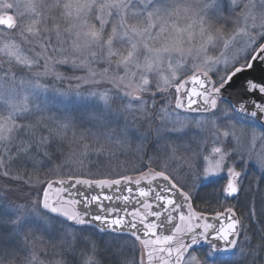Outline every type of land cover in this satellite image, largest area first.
<instances>
[{
    "label": "snow or ice",
    "instance_id": "obj_1",
    "mask_svg": "<svg viewBox=\"0 0 264 264\" xmlns=\"http://www.w3.org/2000/svg\"><path fill=\"white\" fill-rule=\"evenodd\" d=\"M0 264H264V0H0Z\"/></svg>",
    "mask_w": 264,
    "mask_h": 264
},
{
    "label": "trees",
    "instance_id": "obj_2",
    "mask_svg": "<svg viewBox=\"0 0 264 264\" xmlns=\"http://www.w3.org/2000/svg\"><path fill=\"white\" fill-rule=\"evenodd\" d=\"M247 174L249 177H251L253 174H259L258 170L252 165V164H247ZM225 184V179L224 177H219L217 179V182L208 186L207 188H201L198 189L199 196L196 199L195 205L197 207V210H204L207 209L209 211L215 210L216 207V194L219 192L222 186ZM250 198V197H249ZM221 201H223V198H220ZM211 204L213 205L212 209L208 208V205ZM230 205H234L236 209L240 212L243 213L244 215H248V209L245 204V199L242 197L240 198L239 201L237 200H232L228 202H224L223 206L228 207ZM251 228H256L258 225L256 224L255 221H253L250 225Z\"/></svg>",
    "mask_w": 264,
    "mask_h": 264
},
{
    "label": "rangeland",
    "instance_id": "obj_3",
    "mask_svg": "<svg viewBox=\"0 0 264 264\" xmlns=\"http://www.w3.org/2000/svg\"><path fill=\"white\" fill-rule=\"evenodd\" d=\"M258 150V149H257ZM209 151H210V148H209ZM205 154H208V153H205ZM252 164L255 168H256V170H258V172H259V167H258V164L256 163V161H254V160H249L248 162H247V164ZM207 164H208V162L207 161H203V160H201L200 161V166L201 167H207ZM237 164L239 165V161H237ZM219 177H224V179H225V183H226V181H227V174H226V168L224 169V172L219 176ZM225 185V184H224Z\"/></svg>",
    "mask_w": 264,
    "mask_h": 264
},
{
    "label": "water",
    "instance_id": "obj_4",
    "mask_svg": "<svg viewBox=\"0 0 264 264\" xmlns=\"http://www.w3.org/2000/svg\"><path fill=\"white\" fill-rule=\"evenodd\" d=\"M226 185V184H225ZM199 211V210H198Z\"/></svg>",
    "mask_w": 264,
    "mask_h": 264
}]
</instances>
